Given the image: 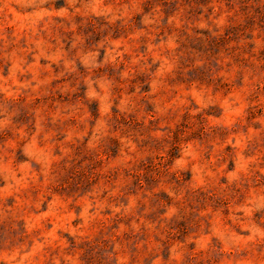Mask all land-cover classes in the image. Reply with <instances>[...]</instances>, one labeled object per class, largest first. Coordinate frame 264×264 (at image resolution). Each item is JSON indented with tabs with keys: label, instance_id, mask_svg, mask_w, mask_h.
Here are the masks:
<instances>
[{
	"label": "rangeland",
	"instance_id": "obj_1",
	"mask_svg": "<svg viewBox=\"0 0 264 264\" xmlns=\"http://www.w3.org/2000/svg\"><path fill=\"white\" fill-rule=\"evenodd\" d=\"M0 264H264V0H0Z\"/></svg>",
	"mask_w": 264,
	"mask_h": 264
}]
</instances>
